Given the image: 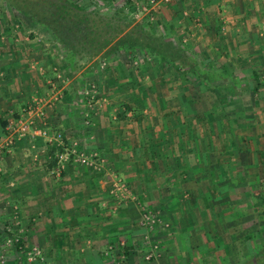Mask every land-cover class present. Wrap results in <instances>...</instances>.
Returning <instances> with one entry per match:
<instances>
[{
  "label": "rangeland",
  "instance_id": "rangeland-1",
  "mask_svg": "<svg viewBox=\"0 0 264 264\" xmlns=\"http://www.w3.org/2000/svg\"><path fill=\"white\" fill-rule=\"evenodd\" d=\"M74 1L92 13L90 18L94 17V12L101 17L110 16L106 27H109V35L115 33V23L120 19L126 17L124 23L127 24L99 53L80 56L63 47L48 26L5 4L0 5V49L7 50L14 41L13 49L28 63L27 68L20 70L21 74L41 80L46 92L35 98L41 101L34 111L42 107L44 117L39 119L35 112L30 115L36 116L34 122L38 124L47 122L48 135L60 134L62 142L59 145L46 140L45 145L43 140L42 146L37 140V147L31 149L32 143L24 141L20 143L23 150L14 149H18L22 157L17 161H24L25 168L46 171L49 181L62 179L70 161L75 166L103 172L104 186H96L101 203L23 202L21 192L6 191L11 188L6 185L13 182L15 176L2 175L0 158V264H264V247H261L264 245V218L255 213L262 216L264 211V159H261L264 158V95L252 96L249 89L255 80L246 78V73L254 69L252 65L258 67L256 71H264V47L255 49L258 55L250 60L248 65L252 68H249L240 60L246 50L240 51L233 41L235 33L246 39L249 36V39L261 40L264 27L235 32L232 20L241 23V17L224 16L220 14L219 5L208 6L207 0L189 3L174 0L159 5L151 4L150 0ZM259 22H264V14L258 18ZM55 26L60 28L61 22L55 21ZM150 28L160 45L158 49L172 56L164 58L147 48L137 47L129 52L122 48L117 53L107 54V48L126 34L138 33L146 42ZM100 31L101 34L106 32ZM20 48H26L30 56ZM2 52L0 59L9 60L8 53ZM237 52L242 54L237 57L238 62L231 59ZM6 73V69L0 70L1 79L8 77ZM4 92L6 89H0V94ZM178 130L181 134H176ZM3 131L5 135L12 134L13 128ZM139 133V139L159 136L177 141L171 157L167 150L165 153H161V149L153 151L155 170L156 161L164 159L166 165L169 163L166 169L175 170L179 176L178 171L183 168V156L179 152L185 154L188 162L197 161L200 167L213 165L215 158L223 157L229 173L233 168L240 175L242 171L246 173L245 182L233 180L229 184L237 182L234 186H238L239 196L248 198L250 203L249 197L253 195L262 207L250 208L247 216L239 218L252 223L237 229L233 228L236 224L232 225V233L224 234L223 242L227 246L230 243V253L221 255L223 245L215 246V241L222 243L219 232L214 239L205 238L202 230L188 232L195 217L204 211L200 199L183 198L168 209L166 203H148L144 199L150 197L149 183L135 182L130 176L132 182H127L120 175L121 167L123 171L129 169L126 170L129 174L134 173V165L140 161L133 158L132 150L125 161H120L117 153L113 154L110 141L117 142L122 137L130 143ZM162 143L164 145L165 141ZM54 146L56 148L51 149ZM112 146L116 148L115 144ZM4 147H0V153L5 161L10 152ZM59 147L74 150L75 155L84 153L90 162L81 163L77 156H72L60 176H55L45 164L54 159ZM29 151H33L30 156ZM35 154L36 160L33 159ZM232 156L237 157V161L231 165L228 161ZM159 176V180L167 178ZM172 176L168 184L172 186H167L172 189L170 196L177 194ZM187 176L192 179L190 174ZM172 198L171 203H175L176 196ZM220 198H224L223 192ZM190 202L194 206L191 211L187 210ZM178 208L183 211L179 212ZM177 212L191 222L180 224L175 217ZM251 234L258 235V239L251 240ZM207 245L213 248L206 249Z\"/></svg>",
  "mask_w": 264,
  "mask_h": 264
},
{
  "label": "crops",
  "instance_id": "crops-1",
  "mask_svg": "<svg viewBox=\"0 0 264 264\" xmlns=\"http://www.w3.org/2000/svg\"><path fill=\"white\" fill-rule=\"evenodd\" d=\"M191 1L193 2L197 0H185L186 3H189ZM207 4L208 6L211 5L213 8L219 5L220 7L218 9L221 11L220 14H223L224 16L230 15L232 18L235 16H240L241 23L238 22L240 20H232V30H234L235 32H240V29L242 28L244 29L243 31L250 32L251 30H257L258 28L260 30L261 26L264 27V22L257 23L258 18H260L264 14V0H207ZM246 16L248 18H244ZM233 36L235 37L233 41H235L236 46L240 48L239 50L242 51V48L246 50L245 56L237 52L236 56H234L233 58L231 57V59L236 60L237 62V57L242 55L243 57L240 59L241 63L248 65L250 63V60L256 59V56L258 55V53L255 52V49L264 47V38L261 40H253L249 39L250 37L248 36V39H246V36L239 33H235L233 34ZM11 43L12 46L8 47L7 50L6 48L0 49L1 52L5 51L10 56L9 60H7L6 58L0 59V70L4 71V69H6V75L8 76L6 77V79H1L2 76L0 77V89L2 91L6 89V92L0 94V117L3 118L2 121L7 120L4 126L0 124L2 127L0 130V135L1 133H3L0 138V147L2 149V147L5 146V150H8V152H10L9 157L5 158V161L4 158H2L3 155L0 153V158L2 159L1 168L3 169L2 175H5L6 177H9L11 175L15 176L14 178H12L13 182H9L6 185L11 186V188L6 189V191H12L11 193L16 191V193L21 192L22 196L20 197V200L23 202L28 201L32 203L86 204L101 203V195L100 192H98L99 187L97 188L96 186H104L103 176H101L103 172L97 173V171H93L85 167L75 166L74 163L70 161V163L67 164V169L62 179H59V181H49L47 179L46 171L37 170L35 168L30 169V166L29 168H25L26 164L24 163V161H17L18 158L22 159V157H19L20 151L18 149H14L16 147H21V149L23 150L24 147H22V144L20 143H23L24 141L32 143L31 149L35 148V146L38 145L37 140H39L42 146L44 140L46 145L47 139L37 134H39V130L41 128H45L50 131V127L48 126L47 122H43V124L34 122L36 116L30 115L24 111L25 105L28 106L27 104L31 100L35 99L36 97H40L46 92V90L43 89L42 82L39 78H37V76L34 78H26L23 74H21L22 71L20 70L24 67L27 68L28 63H26L27 61H23L24 59H20L21 57L20 55H18L19 51L17 52V50L13 49L15 47L14 45H16L14 41H12ZM227 43L228 41H226L225 44ZM219 46L220 48L226 47V45ZM21 50L23 53L27 52V56H30L31 53L26 50V48H22ZM252 66L254 69L251 70L250 73H246L247 77L245 75H243V77L245 76L247 78V81H250L251 79L255 80L253 84H251V82L249 83L251 84L249 90L252 96L256 94L259 95L260 93L261 95H264V71H256L258 67H255L254 65ZM246 67L252 68L250 65ZM239 76L240 75H236V77ZM2 83H5V85H1ZM34 83L36 85L35 88L33 87ZM22 84H24V86L26 87H21ZM22 103H24V105L21 108L20 106ZM3 113L5 114L3 115ZM5 116H7V118H5ZM20 119H25L32 122V124L28 128L27 135L22 137L24 139L19 136L18 121ZM9 127H13V133H6L5 135L3 130L4 128L9 129ZM176 134H181V131L179 132L178 130ZM199 134L201 135L202 133ZM136 136L137 137L135 138V141L133 139L130 143H128L125 138L119 137L117 139V142L110 141V147L113 150V154L117 153L120 161H125L124 158H127V155L130 154V150H132V152L134 153L133 158L140 161V164L136 163V165H134L137 169H134V173H127L126 170L129 169H125L123 171V167H121L122 170H120L119 173L121 176L123 175L125 177V180L127 182H132L131 179H134L133 181L135 182L142 183L143 181L144 184L149 183L151 192L150 197L144 198L148 201V203H166V205L169 206L168 209H172V204L176 205L180 203L183 198H186L189 201L200 199L199 204L201 208L203 207L204 211L203 213L200 212V214L195 217L194 221H192V223H194L191 227L192 229L188 232L194 231L199 233V231L202 230V232L206 234L205 238L207 237L214 239V237L212 236L216 235V233L219 232L221 234V238L225 240L226 238L224 237V234H227V232L232 233V225L236 224L233 228L237 229L240 226L245 227L247 226V224L252 223L249 220H245L242 222L239 218L240 216H247L251 211L250 208L253 209L255 207V198L253 197V195H251L249 197L250 203H248V198L245 199L244 196H239V193L236 191L238 186L234 185H236L237 182H234V185L229 184L233 180H237L238 182H245L246 179L244 176L246 173L244 174V172L242 171V175H240L238 173V170L234 168L232 169L231 173H229L226 170L227 162H224L223 157L215 158L213 165L200 167L199 165H197V161L194 163H190L184 158L185 154L179 152L177 153L182 154L183 156V158H181L183 168L178 171V173H180L179 176L175 170L170 171L166 169V166H169V163L168 165H166L167 163H164V159H162L161 161L160 159H158L156 161L157 169L155 170L153 163L156 155L153 153V151L161 149V153L162 151L163 153H165V151L167 150V155L171 157V155H174L175 153L177 141L173 138L167 139L165 137L163 139L159 136H151L147 139L142 137L139 139L138 137H141V133ZM202 138H205L204 135H202ZM163 140L165 141L164 145L162 143L164 142ZM7 143L8 145H6ZM112 144H115V149L113 148ZM133 144L135 145V147ZM28 147V149H30V146ZM136 149L138 151L137 153L135 151ZM231 150H233V148ZM32 152L29 151V156ZM33 156V159L36 160L37 154ZM166 159L169 158L167 157ZM261 159L264 158L261 157ZM236 161L237 157L233 158L232 156V158L228 162H230V164L232 165ZM52 164L53 160L51 159V161L49 160L45 165L51 167ZM148 166L150 167V169L147 168ZM161 174L162 176L167 178L159 180V175ZM188 174L191 175L192 179L187 176ZM129 176L131 177V179H129ZM170 176H172L171 179L175 181L174 183H176V187L174 190L175 192H177V194L173 196H170L172 195L170 194V191H172V189L167 188V186H172L168 185L170 184ZM174 177L176 179H174ZM239 178L241 179V181H239ZM219 190H222L224 198H220L222 192L220 193ZM47 195L49 197L44 198V196ZM180 195L182 198H180ZM183 195H186V197H183ZM175 196L176 202L171 203L174 199L172 197ZM164 197L166 198L164 199ZM185 202L187 201H184V203ZM188 204L190 205V209H188L186 205L187 210H194L193 202H190ZM256 207L261 208L262 206L258 205ZM178 211L182 212L183 210L181 208H178ZM179 212L175 214V217L179 219L178 221L180 222V224H183L184 226L187 223L191 222V220H187L184 217L181 218ZM255 213H257V217H259V213L257 211ZM224 223L227 224L225 228L223 227L225 226L223 225ZM229 223L232 224L230 225ZM186 230H189V228ZM247 237L248 236H246L245 238ZM217 245L218 244H215V246ZM209 248L213 247L207 245L206 249ZM220 252H222L221 255H224L226 253L225 249L220 250Z\"/></svg>",
  "mask_w": 264,
  "mask_h": 264
},
{
  "label": "trees",
  "instance_id": "trees-1",
  "mask_svg": "<svg viewBox=\"0 0 264 264\" xmlns=\"http://www.w3.org/2000/svg\"><path fill=\"white\" fill-rule=\"evenodd\" d=\"M8 4L9 6L15 8L20 12H25L33 19H35L39 23H43L51 29V32L54 34L55 38L60 42L63 47H67L71 52H75L80 54V56H86L85 54L95 55L99 53L102 49L105 48L111 41H113L116 35L119 34L120 31L123 30V25L126 17L120 19L115 23V33H110L109 35V27L108 23L111 20L110 16L105 15L101 17L97 13H93L94 17L90 18V11H87L74 0H0V5ZM130 7H132L130 5ZM95 15L97 17H95ZM103 20H102V19ZM55 21L61 22V27H65L66 29H57L55 26ZM67 21V22H65ZM104 21V22H103ZM101 22V26L99 25ZM105 30L106 32L101 31ZM105 27V28H104ZM151 31L147 33L148 37L146 38V42L144 41V37L138 36V33H130L124 36L119 37V39L113 43L110 48H107V54L117 53L120 49H126L127 52L133 48H147V50L151 51V53L161 54L164 58L167 56H172L171 53H162L158 48L160 47L158 41H156L154 37V31L150 28ZM59 32H64L62 35ZM133 35V36H132ZM161 40V39H160ZM113 51V53H111ZM85 53V54H84ZM168 58V57H167ZM190 70H193L189 66ZM129 108V107H128ZM2 121V120H1ZM0 121V122H1ZM6 121H2L1 125H5ZM191 134V133H190ZM193 136V135H192ZM52 148H56L51 147ZM61 150L62 147H59ZM72 158V156H71ZM56 162V158L54 156L53 166ZM52 163V162H51ZM263 196H261L262 198ZM262 205V203H255V207L253 210H257L258 205ZM264 218V211H262V216ZM211 236V235H209ZM213 235L212 237H214ZM224 249L228 250L226 253L231 252V245L227 243L228 246L223 242L224 240L219 235ZM251 240L258 239V235L251 234ZM264 247L262 244L261 247ZM228 248V249H227ZM236 262L235 264H237Z\"/></svg>",
  "mask_w": 264,
  "mask_h": 264
},
{
  "label": "built area",
  "instance_id": "built-area-1",
  "mask_svg": "<svg viewBox=\"0 0 264 264\" xmlns=\"http://www.w3.org/2000/svg\"><path fill=\"white\" fill-rule=\"evenodd\" d=\"M174 0H150V3L153 5H159V4H169ZM41 101V99H34V101L32 103H30L26 109L25 112L28 114H31L32 112H35V114H37V117L39 119H43L44 117V111L42 107H38L36 109V111H34V107H36L38 105V103ZM32 124L31 121H27L25 119H20L18 121V131H19V136L22 138L24 136L27 135L28 132V128L29 126ZM11 128V127H10ZM13 128V127H12ZM39 134H41L42 136H44L48 141L50 142H58V144L60 145V143H62L59 140V136L60 134H58V136H49L47 129L43 128L41 131H39ZM71 156H77V160H79V162L81 163H89V156L84 155V153H81L79 155H75L74 150H69L68 148L63 147L61 150H58L55 153V158H56V162L53 166H51L50 172L55 175V176H60L61 172H62V168L64 167L66 161L71 157ZM76 160V159H75Z\"/></svg>",
  "mask_w": 264,
  "mask_h": 264
}]
</instances>
